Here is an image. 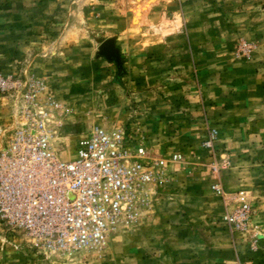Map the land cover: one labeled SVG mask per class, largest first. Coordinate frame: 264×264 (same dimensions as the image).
Instances as JSON below:
<instances>
[{
  "label": "rangeland",
  "instance_id": "obj_1",
  "mask_svg": "<svg viewBox=\"0 0 264 264\" xmlns=\"http://www.w3.org/2000/svg\"><path fill=\"white\" fill-rule=\"evenodd\" d=\"M107 39L119 64L98 55ZM32 95L56 104L63 158L96 125L181 158L102 247L51 251L0 229V264H264V0H0V147Z\"/></svg>",
  "mask_w": 264,
  "mask_h": 264
},
{
  "label": "built area",
  "instance_id": "obj_2",
  "mask_svg": "<svg viewBox=\"0 0 264 264\" xmlns=\"http://www.w3.org/2000/svg\"><path fill=\"white\" fill-rule=\"evenodd\" d=\"M34 95L0 147V229L51 251L102 247L148 204L149 185L181 155L156 156L122 127L96 125L80 133L72 157L63 158L50 126L56 104L39 103ZM216 135L209 129L203 145L213 149ZM212 189L224 194L217 183ZM234 200L237 207L224 219L239 227L250 203L243 190Z\"/></svg>",
  "mask_w": 264,
  "mask_h": 264
},
{
  "label": "water",
  "instance_id": "obj_3",
  "mask_svg": "<svg viewBox=\"0 0 264 264\" xmlns=\"http://www.w3.org/2000/svg\"><path fill=\"white\" fill-rule=\"evenodd\" d=\"M98 55L104 56L107 60L119 64V51L115 47L113 39H107L101 43Z\"/></svg>",
  "mask_w": 264,
  "mask_h": 264
},
{
  "label": "bare ground",
  "instance_id": "obj_4",
  "mask_svg": "<svg viewBox=\"0 0 264 264\" xmlns=\"http://www.w3.org/2000/svg\"><path fill=\"white\" fill-rule=\"evenodd\" d=\"M137 17V16H136ZM139 17V16H138ZM138 20V19H137Z\"/></svg>",
  "mask_w": 264,
  "mask_h": 264
}]
</instances>
